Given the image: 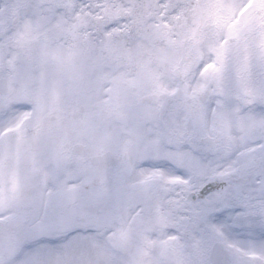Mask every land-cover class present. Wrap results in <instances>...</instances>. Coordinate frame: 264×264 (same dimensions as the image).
<instances>
[{
    "label": "snow or ice",
    "instance_id": "1",
    "mask_svg": "<svg viewBox=\"0 0 264 264\" xmlns=\"http://www.w3.org/2000/svg\"><path fill=\"white\" fill-rule=\"evenodd\" d=\"M0 264H264V0H0Z\"/></svg>",
    "mask_w": 264,
    "mask_h": 264
}]
</instances>
